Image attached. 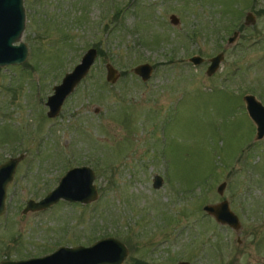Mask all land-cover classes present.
Segmentation results:
<instances>
[{
    "label": "rangeland",
    "instance_id": "rangeland-1",
    "mask_svg": "<svg viewBox=\"0 0 264 264\" xmlns=\"http://www.w3.org/2000/svg\"><path fill=\"white\" fill-rule=\"evenodd\" d=\"M22 3L27 55L0 66V162L21 154L6 184L0 259L110 235L127 247L120 264H264V133L254 138L242 99L264 103V0ZM89 46L97 54L86 75L47 116L52 84ZM192 54L202 61H188ZM106 61L121 72L112 83ZM141 62L152 67L145 80L132 71ZM82 164L94 171L95 199L21 211ZM222 198L237 230L202 209Z\"/></svg>",
    "mask_w": 264,
    "mask_h": 264
},
{
    "label": "water",
    "instance_id": "water-1",
    "mask_svg": "<svg viewBox=\"0 0 264 264\" xmlns=\"http://www.w3.org/2000/svg\"><path fill=\"white\" fill-rule=\"evenodd\" d=\"M25 11L22 0H0V66L6 64H19L27 55V45L20 39L24 27ZM169 21L172 24L178 22L174 13H169ZM254 22V14L246 11L243 18L244 24ZM239 31L233 30L226 37V44L234 41ZM97 50L93 46L87 47L79 60L68 71H65L57 83L52 84V92L47 94L44 100L47 109L45 114L55 116L63 99L72 91L75 85L86 75L90 65L94 61ZM188 61L198 64L202 57L198 54L188 56ZM222 52H216L208 58L205 74L211 75L219 66ZM105 80L114 82L120 75L119 69L109 61L104 63ZM151 65L141 62L132 67V71L142 80L147 79L151 71ZM244 107L248 116L254 123V138H260L264 133V103L253 94L242 95ZM21 154L10 156L0 162V214L3 213L5 204L6 184L11 179L17 160ZM94 171L88 165H74L67 168L61 174L56 184L37 199L27 198L21 208L22 212L42 210L57 202L59 199L86 203L97 197V188L93 183ZM162 178L159 174H153L152 186L159 187ZM224 181L216 185V191L222 193ZM202 209L214 220L221 224H227L234 230L239 227V219L230 208L226 199L216 202L204 203ZM127 253L126 245L114 236H103L89 244L58 245L56 248L41 255L25 258H3L0 264H120ZM174 264H190L187 260H177Z\"/></svg>",
    "mask_w": 264,
    "mask_h": 264
},
{
    "label": "flooded vegetation",
    "instance_id": "flooded-vegetation-1",
    "mask_svg": "<svg viewBox=\"0 0 264 264\" xmlns=\"http://www.w3.org/2000/svg\"><path fill=\"white\" fill-rule=\"evenodd\" d=\"M120 73H121V72H120ZM225 225H227V224H225ZM227 226H229V225H227ZM239 226H240V225H239ZM229 227H230V226H229ZM236 240L239 241V237H238V236L236 237ZM228 264H230V262H228Z\"/></svg>",
    "mask_w": 264,
    "mask_h": 264
},
{
    "label": "trees",
    "instance_id": "trees-1",
    "mask_svg": "<svg viewBox=\"0 0 264 264\" xmlns=\"http://www.w3.org/2000/svg\"><path fill=\"white\" fill-rule=\"evenodd\" d=\"M101 51L100 50H98V53H100Z\"/></svg>",
    "mask_w": 264,
    "mask_h": 264
}]
</instances>
